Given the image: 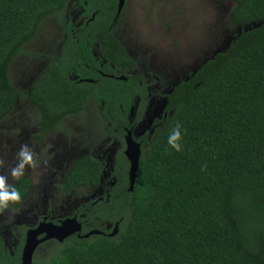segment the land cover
<instances>
[{
	"label": "trees",
	"instance_id": "16d2710c",
	"mask_svg": "<svg viewBox=\"0 0 264 264\" xmlns=\"http://www.w3.org/2000/svg\"><path fill=\"white\" fill-rule=\"evenodd\" d=\"M72 1L0 0V122L20 95L10 77L13 60L45 20L62 16ZM79 1L88 23L67 25L62 53L31 90L45 132L91 101L115 124L128 125L134 97L144 96L136 76L126 82L98 71L110 72L102 69L95 44L107 69L109 62L119 68L136 63L114 34L119 0ZM232 1L231 22L250 28L168 95L170 115L143 144L134 190L122 155L116 185L102 201L79 209L82 235L102 233L57 242L44 264H264V0ZM176 123L183 133L179 153L167 142ZM104 169L90 155L79 158L62 192L99 186ZM14 183L25 200L33 180ZM117 224L118 234L110 236ZM0 264H21V252L0 253Z\"/></svg>",
	"mask_w": 264,
	"mask_h": 264
},
{
	"label": "rangeland",
	"instance_id": "374dc122",
	"mask_svg": "<svg viewBox=\"0 0 264 264\" xmlns=\"http://www.w3.org/2000/svg\"><path fill=\"white\" fill-rule=\"evenodd\" d=\"M233 7L232 0H126L114 34L138 62L132 72L146 76L152 83L159 81L164 91H170L204 62L225 51L243 30L250 28L231 22ZM83 14V5L73 0L62 16L45 20L35 39L23 48L10 67L12 84L20 95L13 112L0 122V160L6 164L0 174L8 175L24 143L34 148L40 166L28 170L24 176L34 181L29 199L17 211H5L0 215V241H6L9 247L21 239L14 220L32 216L29 209L33 206L37 209L49 204L50 208L58 207L59 212L69 214L76 207L105 194L104 186L81 188L70 195L62 194L61 189L66 174L79 157L88 154L106 158L114 140L109 139L112 133L108 130L114 129L116 124L112 119H105L101 106L91 101L81 113L65 118L59 129L45 132L40 126L39 110L30 99L34 82L62 53L67 21L75 19L78 25ZM96 51L100 52L99 45ZM138 104L137 101L132 107L133 118L137 115ZM166 107V98L153 103L151 113L136 127V135H150L155 117H160ZM107 162L110 178L114 164ZM9 181L15 182L10 176ZM53 247L54 244H45L38 248L34 261L44 264Z\"/></svg>",
	"mask_w": 264,
	"mask_h": 264
},
{
	"label": "flooded vegetation",
	"instance_id": "af4514ba",
	"mask_svg": "<svg viewBox=\"0 0 264 264\" xmlns=\"http://www.w3.org/2000/svg\"><path fill=\"white\" fill-rule=\"evenodd\" d=\"M87 17L89 18L88 15H84L83 14L81 22L78 25L76 24V20L75 19H73V21H71V20L67 21L65 29L67 28V25L69 23H71V25L73 27H79V26L83 25L84 23H88V18ZM67 36L68 35L66 33V38H67ZM119 40H120V38H119ZM97 45L98 44H95V46H94L95 55H97V57L99 58L100 65L102 66V69L110 71L108 73H105V72H103L102 70L99 69L98 70L99 73L101 75H105V76L112 77L114 79H118L120 81H126V82L128 81V77L129 76H136L139 79V84L144 89L143 92H142L144 94V96H142V97L135 96L134 97V99H135L134 102H137V101L139 102L138 109H137V115H136L135 118H133V116H132V107L133 106H132L131 109L127 113L128 125H123L121 127L119 124L116 123V126H115L114 129L108 130L109 132L112 133V136L109 139L113 138L114 140H113L112 147L109 149L110 153H108L106 155V158L101 157V156H97L96 157V156L90 155V156L100 160L104 164L105 169L103 171L101 184L99 186H87V187H84V188H91V187L97 188V187H103L104 186L105 187V189H104V193L105 194L104 195L99 196L98 198H95L93 200L87 201V203H85V204H83V205H81L79 207H76L69 214L68 213H64V212L63 213L59 212L58 211V209H59L58 207L57 208H50L49 204L43 205V206H41L40 208H37V209H35L36 208V205H35V206H33V208L29 209V212L32 214V216H25V218L19 217L16 220H14V225H17L16 229H19V231H20L19 234L21 235V239L13 247H11V246L9 247L8 244L6 243V241H0V253H3L5 255L6 254H10L12 256H16V255H18L21 252V264H22V256H23V250H24V246H25L27 233H28L29 230L38 228L39 225L42 222H51V223H53L55 225H59V224L62 223V221L64 219L76 217L78 219V221L82 224L81 233H76V234H78L80 237L81 236L85 237V235L88 232L85 233L84 235H82L83 223H82V221L79 218L83 214H80L79 209L80 208H85L88 204L89 205L92 204L94 206V204H96L98 201H102L104 199V197L106 195H108L109 190L112 187H114L116 185V183H117L115 177L113 176L114 171L112 172V177L109 178V175H107V170H106L107 165H108L107 161H112L113 162V164H114L113 168L114 169L118 165V160L117 159L120 160L122 155H124L126 157V159L129 161V159H128L127 155H126V148H127L126 137H127V134L131 131L134 139L137 142H139L141 144L142 148H143V144L146 141L151 140V138L153 137L156 129L161 125V123H160L161 119H163L165 117H168L170 115V113L167 111V107H166L165 112L162 113V115L160 117H158V118L155 117V119L153 121V124H154L153 127L154 128L152 129V131L150 130L151 134L149 133L150 135H147V133H145L144 135L142 134L143 136L140 135L138 137L136 135V127L138 126V124L140 122H142L143 119H145L147 117V115L149 113H151V111L153 109V103L156 104L161 99H165V98L168 99V95H170L172 93L174 88L171 89L170 91H164L165 89H163V86L158 83L159 81L156 82V83H152L151 80L146 78V76H144L142 74H138V72H135V71L132 72V70L134 68H137L138 62H137L136 58L133 57V55L130 54V51L127 48L126 49H127L128 54L136 61V63L133 64V65H128V66L122 65V67L119 68V67L115 66L112 62H109L110 65H111V68L107 69L108 67H106V65L108 64V61L104 57H102L101 51L99 53H97V51H96V46ZM185 80H187V79H185ZM185 80H183V81H185ZM181 82H179V83H181ZM141 99H145V100L142 101ZM157 99H160V100L158 101ZM167 106H168V104H167ZM102 115L107 120L112 119V115L109 116V117H105V115L103 114V111H102ZM138 130L139 129H137V131ZM83 156H86V155H83ZM83 156H81V157H83ZM81 157H79V158H81ZM77 160H75V162ZM130 165H131V163L129 161V169H130ZM71 168H70V170H71ZM69 171H68V173H69ZM67 174H66V176H67ZM64 180H65V178H64ZM33 183H34V181H33ZM33 188H34V184H33ZM33 188L31 190L29 196L31 195V193L33 191ZM78 189H81V188L73 189L69 193H63L62 189H61V192L64 195H70L71 193H73L74 191H76ZM29 196L24 201L28 200ZM20 206H21V204L19 205V207H17V209H19ZM63 214H65V215H63ZM20 216H22V215H20ZM107 228L110 230L112 228V226L111 225H107ZM76 234H74V235H76ZM74 235H72V236H74ZM72 236H70V237H72ZM43 237H45V234H41L39 236V238H43ZM70 237H68L67 239H69ZM67 239H65V240H67ZM57 242H59V241L56 240V239L47 240V241L43 242L42 244H40L38 248L40 249L45 244L51 245V244H56ZM63 242H60V243H63ZM38 248H37V250L35 252V255H36L37 251H39ZM35 255H34V259H35ZM33 264H34V261H33Z\"/></svg>",
	"mask_w": 264,
	"mask_h": 264
},
{
	"label": "water",
	"instance_id": "95a60500",
	"mask_svg": "<svg viewBox=\"0 0 264 264\" xmlns=\"http://www.w3.org/2000/svg\"><path fill=\"white\" fill-rule=\"evenodd\" d=\"M126 0H119L118 3V13L117 18L121 15L123 8L125 6ZM93 82L92 80H87ZM168 104V99H167ZM126 155L131 163L129 170L130 177V191L134 190L136 176L140 166V158L142 155V146L137 142L132 132L130 131L126 137ZM82 224L78 221L76 217L67 218L62 221L61 224L55 225L51 222H42L38 228L29 230L26 236L25 246L22 256V264H33L34 255L40 244L47 240L56 239L59 242H63L68 237L81 233ZM119 232V225L117 224L110 236H115ZM102 233L100 230H92L88 232L85 237L88 238L94 234ZM41 234H45V237L39 238Z\"/></svg>",
	"mask_w": 264,
	"mask_h": 264
},
{
	"label": "clouds",
	"instance_id": "9594fccd",
	"mask_svg": "<svg viewBox=\"0 0 264 264\" xmlns=\"http://www.w3.org/2000/svg\"><path fill=\"white\" fill-rule=\"evenodd\" d=\"M182 141V126L176 123L168 135L167 142L170 149L179 153L182 152L184 148ZM37 156L38 154L29 144H21L16 153L15 161L8 171V175L0 174V215L5 211H17L18 209L16 206L23 203L24 194L15 183L9 181V176L12 181H19L27 174L28 170L36 169L40 166ZM44 164L46 165L47 161H45ZM5 167V162L0 160V169ZM204 168H206V164L202 166V170Z\"/></svg>",
	"mask_w": 264,
	"mask_h": 264
}]
</instances>
